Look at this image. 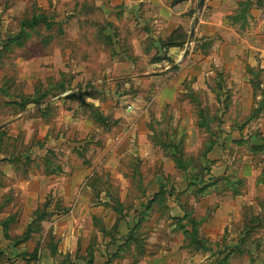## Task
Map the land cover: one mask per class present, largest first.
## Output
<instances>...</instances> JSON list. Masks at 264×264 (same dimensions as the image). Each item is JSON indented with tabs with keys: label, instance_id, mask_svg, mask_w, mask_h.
I'll return each instance as SVG.
<instances>
[{
	"label": "rangeland",
	"instance_id": "obj_1",
	"mask_svg": "<svg viewBox=\"0 0 264 264\" xmlns=\"http://www.w3.org/2000/svg\"><path fill=\"white\" fill-rule=\"evenodd\" d=\"M208 10L0 0V235L46 264H264V37L214 44Z\"/></svg>",
	"mask_w": 264,
	"mask_h": 264
},
{
	"label": "crops",
	"instance_id": "obj_2",
	"mask_svg": "<svg viewBox=\"0 0 264 264\" xmlns=\"http://www.w3.org/2000/svg\"><path fill=\"white\" fill-rule=\"evenodd\" d=\"M127 1V0H126ZM188 1L189 4L191 0ZM193 1V0H192ZM209 6L208 15H207V29L211 34H220L222 39L216 37L214 44H233L234 38L228 33L229 26L232 24L243 25L244 32L240 30L243 34L242 39L238 37L239 40H235L237 44H261L262 38L264 37V10L262 11L261 7L254 2L257 0H203ZM242 5L248 6L242 10ZM185 6H179L177 9L179 13L184 12L186 9ZM238 9V11H237ZM172 12V10H171ZM177 14V13H175ZM229 15L236 16L241 18L240 21L233 23L228 19ZM232 33L233 31L229 29ZM236 34V33H233ZM225 36H228V38ZM13 188L17 187L21 193L27 192L29 190L27 186H12ZM10 188L3 189V192L8 191ZM16 189V188H15ZM11 220V216L3 218L1 221V235H0V264H31L28 261H23V258L27 256L33 257L32 254L35 251L37 258H40L41 254L44 256V259L41 261L35 262L34 264H46L50 259H46L45 252H39L35 250L37 247L32 243L33 239H26L22 236L13 238L14 235L9 229L5 230V223L7 227V222ZM3 226V227H2Z\"/></svg>",
	"mask_w": 264,
	"mask_h": 264
},
{
	"label": "water",
	"instance_id": "obj_3",
	"mask_svg": "<svg viewBox=\"0 0 264 264\" xmlns=\"http://www.w3.org/2000/svg\"><path fill=\"white\" fill-rule=\"evenodd\" d=\"M91 93L88 91H80L77 93H68L63 96L64 100L67 101H75L77 102L81 107L89 108L90 105L85 101L86 98L90 97Z\"/></svg>",
	"mask_w": 264,
	"mask_h": 264
},
{
	"label": "trees",
	"instance_id": "obj_4",
	"mask_svg": "<svg viewBox=\"0 0 264 264\" xmlns=\"http://www.w3.org/2000/svg\"><path fill=\"white\" fill-rule=\"evenodd\" d=\"M82 108H84V107H82ZM85 109H90V107L89 108H85Z\"/></svg>",
	"mask_w": 264,
	"mask_h": 264
}]
</instances>
